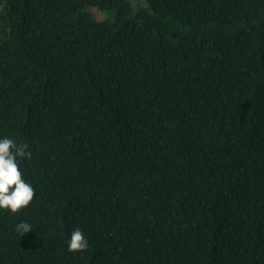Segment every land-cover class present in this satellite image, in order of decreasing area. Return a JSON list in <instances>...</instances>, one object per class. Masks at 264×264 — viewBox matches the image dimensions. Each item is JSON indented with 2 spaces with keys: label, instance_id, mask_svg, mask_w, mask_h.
Segmentation results:
<instances>
[{
  "label": "trees",
  "instance_id": "trees-1",
  "mask_svg": "<svg viewBox=\"0 0 264 264\" xmlns=\"http://www.w3.org/2000/svg\"><path fill=\"white\" fill-rule=\"evenodd\" d=\"M4 137L0 264H264V0H0Z\"/></svg>",
  "mask_w": 264,
  "mask_h": 264
},
{
  "label": "clouds",
  "instance_id": "clouds-1",
  "mask_svg": "<svg viewBox=\"0 0 264 264\" xmlns=\"http://www.w3.org/2000/svg\"><path fill=\"white\" fill-rule=\"evenodd\" d=\"M31 157L27 144H17L8 137L0 138V209L16 214L33 202L36 189L23 178L24 173L20 168L21 160ZM32 230L28 222L16 226L21 236ZM88 249L89 241L84 232L79 228L74 229L68 242V251L75 253Z\"/></svg>",
  "mask_w": 264,
  "mask_h": 264
},
{
  "label": "rangeland",
  "instance_id": "rangeland-1",
  "mask_svg": "<svg viewBox=\"0 0 264 264\" xmlns=\"http://www.w3.org/2000/svg\"><path fill=\"white\" fill-rule=\"evenodd\" d=\"M92 11V13H94V15L97 17V19L99 20H103L108 18L107 15L103 12H101L100 10H98L97 8H91L90 9Z\"/></svg>",
  "mask_w": 264,
  "mask_h": 264
}]
</instances>
